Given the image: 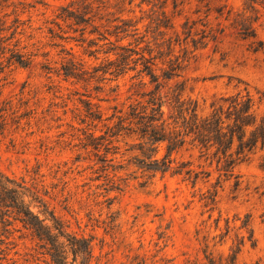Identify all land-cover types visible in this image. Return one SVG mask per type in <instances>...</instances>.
Returning a JSON list of instances; mask_svg holds the SVG:
<instances>
[{"label":"rangeland","instance_id":"rangeland-1","mask_svg":"<svg viewBox=\"0 0 264 264\" xmlns=\"http://www.w3.org/2000/svg\"><path fill=\"white\" fill-rule=\"evenodd\" d=\"M119 46L157 70L178 59L181 75L167 84L185 80L201 117L239 90L264 112V0H0V172L34 186L67 232L90 240L88 264L232 254L264 264V151L229 170L214 148L189 142L170 169L146 171L137 136L116 124L145 100L150 78L137 75L140 61L119 75L95 71ZM6 209L0 202V264H53Z\"/></svg>","mask_w":264,"mask_h":264},{"label":"trees","instance_id":"trees-1","mask_svg":"<svg viewBox=\"0 0 264 264\" xmlns=\"http://www.w3.org/2000/svg\"><path fill=\"white\" fill-rule=\"evenodd\" d=\"M97 14L99 12L92 16ZM90 21V17L80 16L79 22ZM138 39H134L136 44ZM119 47L125 49L119 58L109 59L107 64L95 71L119 75L128 69L131 62L136 65L135 62L140 61L142 68L138 69L137 75L150 78L153 88L142 93L145 100L131 104L128 115H118L116 124L119 132L137 136L138 142L134 145L140 152V160L146 171L165 172L170 169L172 152L189 142L206 151L214 148L218 161L223 162L229 170L247 159L254 149L264 151V112L256 113L253 98L247 91L243 93L239 90L229 96L219 97L211 103L209 113L201 117L197 111V102L183 96L185 80L176 81L173 85L167 84L181 75L182 67L178 59L169 69L157 70L152 58L140 54L136 48ZM134 54L140 55L134 58ZM17 62L24 64L20 58ZM162 143L165 144V153L157 158ZM262 167L264 170V156ZM0 202L7 208V212L33 231L53 264H88L92 256L90 240L67 232L65 224L34 186H27L0 172ZM34 207L38 208L37 211ZM69 255L71 261L68 260ZM209 263L236 264L235 254L230 255L225 263L209 257Z\"/></svg>","mask_w":264,"mask_h":264}]
</instances>
